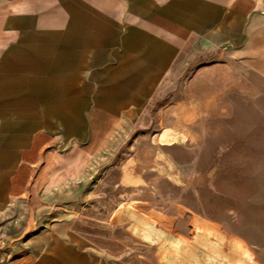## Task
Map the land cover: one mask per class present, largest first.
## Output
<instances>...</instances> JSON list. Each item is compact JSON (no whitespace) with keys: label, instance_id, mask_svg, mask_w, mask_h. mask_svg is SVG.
I'll list each match as a JSON object with an SVG mask.
<instances>
[{"label":"crops","instance_id":"obj_1","mask_svg":"<svg viewBox=\"0 0 264 264\" xmlns=\"http://www.w3.org/2000/svg\"><path fill=\"white\" fill-rule=\"evenodd\" d=\"M195 63L264 98V0H0V264H129L88 166Z\"/></svg>","mask_w":264,"mask_h":264},{"label":"rangeland","instance_id":"obj_2","mask_svg":"<svg viewBox=\"0 0 264 264\" xmlns=\"http://www.w3.org/2000/svg\"><path fill=\"white\" fill-rule=\"evenodd\" d=\"M159 96L146 123L126 138L113 134L114 146L123 144L111 163L88 166L107 191L88 202L115 208L112 236L99 235V246L119 262L165 264L162 256L176 238L196 246L197 264H214L205 261L195 237L205 228L221 244V260L264 264V98L220 83L216 67L199 63L179 78L172 95L164 97L162 89ZM168 137L176 142L167 145ZM121 174L131 187L118 185ZM144 218L167 236L150 244L135 235Z\"/></svg>","mask_w":264,"mask_h":264},{"label":"bare ground","instance_id":"obj_3","mask_svg":"<svg viewBox=\"0 0 264 264\" xmlns=\"http://www.w3.org/2000/svg\"><path fill=\"white\" fill-rule=\"evenodd\" d=\"M168 138L170 141L172 140V137H168ZM132 203H130L126 206V210L132 209V207H133ZM131 216H133V214H131ZM154 222L155 221H149L148 218H144V219L140 220L139 223L142 225V228L135 227L133 230V233L135 235H137L138 237H140L142 240H144L150 244L157 241L158 239H161V238L164 239V237L167 236L166 233L163 230H160L159 228H157L156 225L154 224ZM196 231H198V233L195 235V237L200 239L201 248L203 249V252H205V255H207V260H205V261H207V262L212 261V262H214V264H216V263L217 264H229V262L220 259L219 255H218V251H219V247L221 244L219 243L218 245H216L217 243L216 244L213 243L212 240H214L215 238H212V240H211L210 230L205 229V228H199V229H196ZM215 235L217 236V234H215ZM193 237H192V239H194ZM226 243H228V242H225V244ZM168 246H169L170 250L165 252V254H163V256H162V258H163L162 260L164 261L165 264H197L198 261H197L196 254H195V251H196L195 245L189 246V245L185 244L184 242H182L181 240L175 238L174 241L168 242ZM229 249H231V248H229ZM233 250H234V248H233ZM232 255L234 256V252ZM203 257H205V256H203ZM241 257H242V255H241ZM234 264H248V263H245L244 261H237Z\"/></svg>","mask_w":264,"mask_h":264}]
</instances>
